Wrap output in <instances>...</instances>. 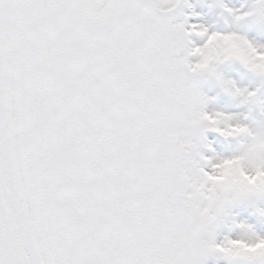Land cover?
I'll use <instances>...</instances> for the list:
<instances>
[{
  "label": "snow or ice",
  "instance_id": "6c2138e0",
  "mask_svg": "<svg viewBox=\"0 0 264 264\" xmlns=\"http://www.w3.org/2000/svg\"><path fill=\"white\" fill-rule=\"evenodd\" d=\"M0 264H264V0H0Z\"/></svg>",
  "mask_w": 264,
  "mask_h": 264
},
{
  "label": "rangeland",
  "instance_id": "374dc122",
  "mask_svg": "<svg viewBox=\"0 0 264 264\" xmlns=\"http://www.w3.org/2000/svg\"><path fill=\"white\" fill-rule=\"evenodd\" d=\"M241 2H244V0H241Z\"/></svg>",
  "mask_w": 264,
  "mask_h": 264
}]
</instances>
